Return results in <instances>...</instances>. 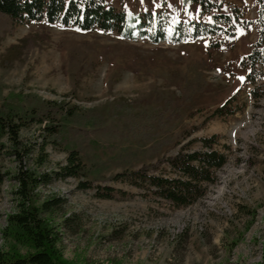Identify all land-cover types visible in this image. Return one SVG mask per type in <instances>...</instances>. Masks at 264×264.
Wrapping results in <instances>:
<instances>
[{
  "label": "rangeland",
  "instance_id": "1",
  "mask_svg": "<svg viewBox=\"0 0 264 264\" xmlns=\"http://www.w3.org/2000/svg\"><path fill=\"white\" fill-rule=\"evenodd\" d=\"M111 2L128 13L167 16L165 37L154 42L134 28L127 38L44 19L12 23L0 13V105L22 109L61 101L77 107L75 124L87 130L49 144L42 168L64 164L67 150L75 148L87 171L80 179L92 187L79 189L78 179L67 177L35 190L39 200L50 194L65 200L46 216L63 264H264V66L251 72L252 83L240 65L258 37L259 0H224V9L238 6L247 21L233 36L191 37L185 29L178 40L174 25L204 20L196 4ZM229 99L233 113L212 115ZM37 132L30 124L21 135L30 140ZM213 134L217 149L229 146L227 161L204 196L188 206L173 207L145 188L110 179L184 145L199 150L198 138ZM0 142L6 144L5 135ZM14 168L13 158L0 157V171ZM13 184L6 178L0 186V249L9 246L1 231L14 210ZM95 186L115 191L103 198ZM72 212L76 225L62 227L61 214Z\"/></svg>",
  "mask_w": 264,
  "mask_h": 264
},
{
  "label": "trees",
  "instance_id": "2",
  "mask_svg": "<svg viewBox=\"0 0 264 264\" xmlns=\"http://www.w3.org/2000/svg\"><path fill=\"white\" fill-rule=\"evenodd\" d=\"M182 2L185 5L196 4L198 18L204 20L189 24L178 22L174 25V32L177 33L172 37L174 40H178L185 29V33L191 37L219 32L233 36L238 27L247 25L240 8L227 4V9H224V0ZM0 13L12 23L44 19L84 30L98 27L127 38L133 37L135 28L140 35H148L154 42L165 37V26L169 24L167 16L151 11L128 13L118 9L111 0H0ZM258 23L257 40L240 59V65L246 69V75L252 83L255 80L250 77L251 72H256L259 65L264 66L262 0H259ZM147 29H150V34H146ZM256 90L252 92L257 97ZM230 102L231 99L216 107L212 115L233 113L234 110L227 106ZM76 111V106L67 107L64 102L56 100H43L40 106L22 109L9 103L0 105V137L5 135L6 138L5 145L0 142V157L8 156L15 162L13 171H0V186L6 178L14 183L8 189L14 210L6 214V225L1 231L9 246L0 249V264H63L55 246L58 234L47 222L46 216L59 212L65 200L55 194L39 200L35 190L48 186L53 179L67 177L78 179L79 189L92 187L89 180L80 179L87 175V171L75 148L67 150L64 164L58 163L54 169L42 168L48 162L46 148L49 144L56 145L72 135L87 133L85 128L75 124ZM30 124H35L38 132L32 139L24 140L22 130ZM198 140L202 145L199 150H189L184 145L173 155L159 158L135 170L117 172L110 179L129 181L136 187L145 188L173 207L188 206L203 197L207 185L215 181V172L227 161L224 150L229 149L225 144L222 145L224 150L216 148L218 141L215 134ZM33 152L34 156L31 155ZM29 160L32 166H29ZM95 190L96 195L103 198H111L115 191L111 186H95ZM76 218L74 212L68 215L62 213L61 226L71 229L76 225ZM12 242L26 246L25 250L20 251Z\"/></svg>",
  "mask_w": 264,
  "mask_h": 264
},
{
  "label": "snow or ice",
  "instance_id": "3",
  "mask_svg": "<svg viewBox=\"0 0 264 264\" xmlns=\"http://www.w3.org/2000/svg\"><path fill=\"white\" fill-rule=\"evenodd\" d=\"M237 31H239V30H237ZM240 79L243 80V77H240Z\"/></svg>",
  "mask_w": 264,
  "mask_h": 264
}]
</instances>
